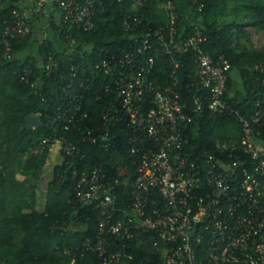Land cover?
Listing matches in <instances>:
<instances>
[{
    "label": "built area",
    "instance_id": "2783aa9c",
    "mask_svg": "<svg viewBox=\"0 0 264 264\" xmlns=\"http://www.w3.org/2000/svg\"><path fill=\"white\" fill-rule=\"evenodd\" d=\"M102 1L52 3L59 23L64 22L68 29L89 31ZM125 1L118 0L120 4ZM129 1V11L123 16L126 30L143 23V16L133 9L148 0ZM189 1L197 12L202 10L197 0ZM5 3L7 0H0V7ZM45 3L38 0V9ZM15 5L13 23L4 28L1 57L21 60V77L26 83L36 69L38 79L31 83L34 88L43 87L52 77L54 91L65 104L50 120L53 138L41 139L31 154L48 148V159L59 156L61 162L56 166H64L68 174V179L65 175L60 180L70 183L78 203L98 210L95 239L86 241L84 249L94 251L100 264H130L133 253L128 244L144 231L147 241L163 255L161 262L148 259L146 264H264V143L260 138L264 91L250 120L239 115L225 99L230 63L223 57L215 62L202 50L200 28L192 35H180L174 0L161 4L164 26L138 36L134 46L100 59L95 65L96 76L86 75L79 65L65 68L51 51L41 55L39 48L36 54L28 48L25 54L13 49L33 34V14L20 1ZM51 31L60 37V24ZM62 37L66 42L62 41L60 51L74 50L76 43L71 36L64 32ZM155 41L169 55L167 60L173 67L171 83L164 86L150 79L156 58L145 52ZM189 51L195 52L196 64L191 105L179 92L175 76L179 62L173 58ZM93 101L103 103L98 121L84 108ZM205 107L212 112L234 113L240 124L239 140H216L218 153H196L188 146L184 132V125L199 117ZM58 129L67 135H59ZM118 136L123 137V143L115 142ZM84 143L105 150L113 145L121 150L125 145L129 163L123 162L119 166L122 173L115 176L101 165L84 168ZM119 190L122 192L116 195Z\"/></svg>",
    "mask_w": 264,
    "mask_h": 264
},
{
    "label": "trees",
    "instance_id": "16d2710c",
    "mask_svg": "<svg viewBox=\"0 0 264 264\" xmlns=\"http://www.w3.org/2000/svg\"><path fill=\"white\" fill-rule=\"evenodd\" d=\"M15 2L17 0H7L0 7V264H100L97 254L83 247L86 241L95 239L98 210L74 199L70 183L60 180L66 175L64 166L53 168L44 207L41 211L37 209V181L48 162L49 149L45 148L38 155L31 154V150L41 139L53 138L54 127L50 120L65 104L60 101V93L54 91L52 77L43 87L34 88L31 83L38 79L36 69L30 75V83H26L21 77L24 67L21 60H4L1 57L4 28L13 23ZM125 2L103 0L97 7L94 27L89 31L68 29L64 22L51 18V30L60 24L61 38L57 36L40 44L41 55L51 51L57 54L65 68L79 65L86 75H98L95 65L100 59L109 53H117L120 48L134 46L133 41L138 36H145L150 30L166 24L161 8L163 0H148L141 8L133 9L134 13L143 16V23L126 30L123 16L129 11L131 2ZM174 2L178 8L180 35H192L196 28H200L204 39L202 50L215 62L223 57L230 63L225 99L239 115L250 120L255 113L256 101L264 91V44L256 48L246 27L264 31V0H197L203 5L200 12L188 1L196 18L187 23L177 1ZM30 20L34 27L32 16ZM64 32L75 41L74 50L65 48L60 51L62 41L66 42L62 37ZM31 40L32 35L14 44L13 49L25 54ZM154 43L152 49L145 52L156 58V70L150 79L158 85H168L173 67L167 60L169 55L161 50L158 42ZM28 58L32 59V56ZM173 58L179 62L175 74L179 92L191 105V97L196 90L192 85L195 52L189 51ZM235 75L238 78H234ZM84 108L98 121L103 103L93 101ZM27 116H39L42 124L28 128L25 123ZM184 126L188 146L194 147L196 153H218L214 148L216 140H239L241 136L236 114L212 112L207 107L199 117ZM60 131L58 129L59 135H67ZM260 138L264 143V125ZM122 139L118 136L115 142ZM115 147L105 150L91 143L82 144V167L101 165L112 176L119 175L122 173L119 166L123 162L129 163V149L125 145L121 150ZM66 177L68 179V174ZM121 192L117 191L116 195ZM147 235L141 231L128 244L133 253L130 264H146L148 259L153 263L161 262L163 255L147 241Z\"/></svg>",
    "mask_w": 264,
    "mask_h": 264
},
{
    "label": "crops",
    "instance_id": "0c3cea01",
    "mask_svg": "<svg viewBox=\"0 0 264 264\" xmlns=\"http://www.w3.org/2000/svg\"><path fill=\"white\" fill-rule=\"evenodd\" d=\"M38 0H20V5L28 10L29 14H33L34 18V27L32 40L28 46V50L32 54H36L38 51V46L40 41L44 39H55V36L52 35L51 27L49 21L51 18L54 20L59 16L55 5L52 3V0H46L45 6L43 9H38L37 7ZM179 6V9L182 15L185 17V23L193 22L195 19V12L192 10V7L188 3L189 0H176ZM33 47L35 48L32 51ZM45 195V194H43ZM38 196H37V209H38ZM44 204H45V196H44Z\"/></svg>",
    "mask_w": 264,
    "mask_h": 264
},
{
    "label": "rangeland",
    "instance_id": "374dc122",
    "mask_svg": "<svg viewBox=\"0 0 264 264\" xmlns=\"http://www.w3.org/2000/svg\"><path fill=\"white\" fill-rule=\"evenodd\" d=\"M246 31L250 34L251 41L256 48H260L264 44V31L256 30L254 27H246ZM36 48V47H35ZM33 47L32 51L35 50ZM235 74V73H234ZM234 78H238V75L234 76ZM60 157L57 155H53L49 157L47 164L44 167V171L42 172L40 179L37 181L38 185V210L41 211L44 207V196L46 193V189L48 186V182L52 177V169L54 166L60 164Z\"/></svg>",
    "mask_w": 264,
    "mask_h": 264
},
{
    "label": "water",
    "instance_id": "95a60500",
    "mask_svg": "<svg viewBox=\"0 0 264 264\" xmlns=\"http://www.w3.org/2000/svg\"><path fill=\"white\" fill-rule=\"evenodd\" d=\"M25 123L28 128L39 127L42 124L38 116H27Z\"/></svg>",
    "mask_w": 264,
    "mask_h": 264
}]
</instances>
